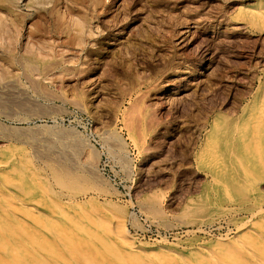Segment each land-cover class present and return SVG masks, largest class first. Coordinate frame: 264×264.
I'll use <instances>...</instances> for the list:
<instances>
[{
  "label": "rangeland",
  "instance_id": "rangeland-1",
  "mask_svg": "<svg viewBox=\"0 0 264 264\" xmlns=\"http://www.w3.org/2000/svg\"><path fill=\"white\" fill-rule=\"evenodd\" d=\"M262 17L264 0H0V187L20 168L48 211L120 214L146 247L264 220V161L241 187L220 173L243 114L264 116Z\"/></svg>",
  "mask_w": 264,
  "mask_h": 264
},
{
  "label": "bare ground",
  "instance_id": "bare-ground-1",
  "mask_svg": "<svg viewBox=\"0 0 264 264\" xmlns=\"http://www.w3.org/2000/svg\"><path fill=\"white\" fill-rule=\"evenodd\" d=\"M238 124H245L242 128L252 124L253 129L245 134L249 139L241 152L221 159L226 167L220 173H230L233 184L241 187L247 182L243 174L264 161V142L259 145L264 136L262 106L244 113ZM237 165L240 172L232 169ZM0 168L3 171L5 164ZM2 174L0 264H264V220L237 226L233 238L225 242L146 247L128 237L122 215L100 208L88 214L71 208L50 212L33 175L15 166ZM11 186L20 194H9ZM4 189H9L8 194H3Z\"/></svg>",
  "mask_w": 264,
  "mask_h": 264
}]
</instances>
